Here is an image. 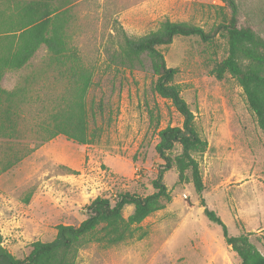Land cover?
<instances>
[{"label": "rangeland", "instance_id": "1", "mask_svg": "<svg viewBox=\"0 0 264 264\" xmlns=\"http://www.w3.org/2000/svg\"><path fill=\"white\" fill-rule=\"evenodd\" d=\"M235 2L238 25L264 38V0ZM71 12L70 43L93 70L86 97L100 128L93 142L77 144L62 135L39 141L34 123L65 88L48 68L44 46L0 82L11 90L27 81L29 90L18 135L0 136V233L17 257H24L35 240H52L57 224L78 225L97 196L113 203L123 191H153L151 180L163 163L154 150L157 133L181 125L182 117L154 93L145 54L140 63L123 60V32L141 36L165 19L208 31L223 21L229 7L221 0H73ZM159 48L167 66L176 68L175 82L207 140L206 151L196 157L204 189L195 190L189 171L182 182L175 168L165 171L162 181L171 200L145 217L132 237L80 246L76 264H238L222 227L205 216L202 202L217 213L229 235L248 232L264 254V133L236 78L217 71L227 54L225 34L205 42L177 36ZM132 211L126 205L122 214Z\"/></svg>", "mask_w": 264, "mask_h": 264}, {"label": "trees", "instance_id": "2", "mask_svg": "<svg viewBox=\"0 0 264 264\" xmlns=\"http://www.w3.org/2000/svg\"><path fill=\"white\" fill-rule=\"evenodd\" d=\"M229 7L223 21L206 31L185 21H160L157 28L141 36L123 32L121 57L129 64L140 63L145 54L150 62L154 81L152 89L167 99L182 117L181 125H167L157 133L155 153L163 161L151 180L153 191L141 195L123 191L113 203L102 196L93 198L85 207L86 217L78 224H57L50 241L30 243L24 257H17L3 245L0 233V264H76L78 249L88 242L116 244L133 236L139 223L151 213L162 209L171 200L163 183L165 171L175 168L178 181L188 178L200 193L204 182L197 156L207 149V140L200 135L192 109L175 82L176 68L169 67L160 46L170 44L177 36L197 37L209 41L223 32L227 54L217 63L218 72H227L241 86L249 108L264 133V38L250 26L237 22L235 0H221ZM73 0H0V81L7 71L25 66L40 46L48 52L47 66L56 77L62 78L65 88L46 109V114L34 123L39 141L58 135L77 144L93 142L100 131L95 125V112L86 100L92 84L93 70L84 64L70 43L68 27L72 20ZM264 17V11H263ZM28 82L11 90L0 85V136L12 138L19 133L18 125L25 103L28 102ZM179 151H176V148ZM7 163L2 169L10 166ZM132 205L133 211L124 217L123 208ZM205 216L222 227L224 241L237 254L238 264H264V254L250 240L249 233L228 234L225 224L214 210L202 202ZM143 234V233H142Z\"/></svg>", "mask_w": 264, "mask_h": 264}, {"label": "crops", "instance_id": "3", "mask_svg": "<svg viewBox=\"0 0 264 264\" xmlns=\"http://www.w3.org/2000/svg\"><path fill=\"white\" fill-rule=\"evenodd\" d=\"M1 82V81H0ZM2 87V86H1Z\"/></svg>", "mask_w": 264, "mask_h": 264}]
</instances>
